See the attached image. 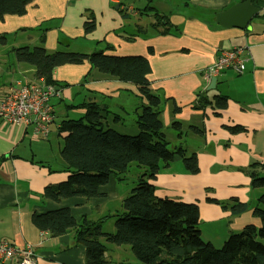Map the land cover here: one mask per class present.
Masks as SVG:
<instances>
[{"label":"crops","instance_id":"0c3cea01","mask_svg":"<svg viewBox=\"0 0 264 264\" xmlns=\"http://www.w3.org/2000/svg\"><path fill=\"white\" fill-rule=\"evenodd\" d=\"M239 2L34 0L25 15H6L0 22V35L5 36L0 42V102L9 87L20 86L25 80L47 86L35 78L34 66L16 60L14 52L18 48L43 46L49 53L104 51L109 56L146 57L152 69L151 87L162 100L161 119L167 138L173 146L184 147L187 155L195 154L199 166V173L192 175L181 157L175 156L154 181L156 196L196 203L203 239L208 237L207 241L219 247L232 232L248 225L261 226L254 209L264 192L253 189L249 174L253 165L264 166V7L252 19L249 30L216 23L217 13ZM150 7L167 19L164 27L152 28L155 18ZM197 10L211 15V19L187 14ZM90 22L95 23V29L87 33L85 26ZM240 47L248 56L245 71L237 74L224 70L212 86L207 69L223 51ZM53 79L57 83L51 85L55 89L51 99L55 120L47 138L36 136L31 125L10 124L0 118V241L30 249L35 264H86V249L75 243L74 231L51 237L33 224V215L69 208L78 223L102 222L103 233H114L115 216L128 210V198L141 173L131 186L123 184L126 174L111 176L100 188L101 196L93 199L45 200V188L68 177L61 158L64 135L59 133L60 125L86 113L73 107L97 103L103 109V123L112 128L110 108L126 113L133 105L139 115L146 102L136 85L102 75L88 62L56 67ZM217 97L226 98L224 109L217 107ZM137 100H141L139 108ZM121 120L116 116L113 123L118 125ZM175 122L181 128L178 134L175 130L171 134ZM231 127L242 130L233 132ZM55 142L58 159L51 163L52 158L44 155L41 146L52 149ZM235 201L245 204L247 210L235 215ZM101 241L105 243L104 238ZM105 245L107 260L121 264V258L113 259L110 254L123 246Z\"/></svg>","mask_w":264,"mask_h":264},{"label":"trees","instance_id":"16d2710c","mask_svg":"<svg viewBox=\"0 0 264 264\" xmlns=\"http://www.w3.org/2000/svg\"><path fill=\"white\" fill-rule=\"evenodd\" d=\"M33 1L0 0V22L6 15H25ZM254 3L261 9L264 7L263 3ZM150 11L155 18L152 28L164 27L167 19L151 7ZM94 29V22L86 23L87 33ZM4 40L5 36L0 35V42ZM43 42L44 37L41 39ZM14 53L18 62L34 66L35 78L47 85L57 86L53 79L56 67L88 62L102 75L136 85L140 97L146 102L142 104L137 118V136L107 128L100 104L73 107L85 109L86 113L78 120L63 121L59 128V133L64 135L61 158L67 167V180L46 187L43 193L45 200L55 202L73 197L93 199L101 196L100 188L109 183L111 176L127 174L131 164L136 163L144 173L139 175L130 193L128 210L115 216V232L103 233L102 222L93 224L85 220L78 223L69 208L34 214L33 224L39 230L48 232L54 238L74 231L75 243L86 249V264L110 263L105 257V243L130 246L140 264H264V192L254 209V216L259 218L261 226L248 225L240 232H232L221 248L203 239L196 203L156 196L154 181L161 168L169 166L175 156L181 157L186 170L192 175L199 173V166L195 154L187 155L184 147L173 146L167 138L161 119L162 100L151 87L149 75L152 69L146 57L109 56L104 51L92 54L49 53L43 46L33 49L22 47ZM226 102V98L217 97L216 105L224 109ZM173 127L178 131L181 128L178 122ZM230 130L238 132L242 128L231 127ZM263 172L264 166L255 164L251 167L249 174L253 189L264 190ZM246 210L247 206L239 201L232 205L235 215ZM101 238L105 239V243Z\"/></svg>","mask_w":264,"mask_h":264},{"label":"built area","instance_id":"2783aa9c","mask_svg":"<svg viewBox=\"0 0 264 264\" xmlns=\"http://www.w3.org/2000/svg\"><path fill=\"white\" fill-rule=\"evenodd\" d=\"M248 56L243 48L223 51L215 63L210 66L206 75L208 79L217 77L224 70L231 69L237 74L245 71ZM55 89L51 85H39L28 82L7 89L0 102V118L10 124L31 125L34 133L40 138H47L55 115L51 99ZM17 261L18 264H35L30 249L21 250L7 240L0 241V262Z\"/></svg>","mask_w":264,"mask_h":264},{"label":"rangeland","instance_id":"374dc122","mask_svg":"<svg viewBox=\"0 0 264 264\" xmlns=\"http://www.w3.org/2000/svg\"><path fill=\"white\" fill-rule=\"evenodd\" d=\"M187 14L201 16V17H203L204 19H207V20L211 19V15H208L207 13H204L201 10L200 11L199 10L190 11ZM137 101H138L137 104H138V108H139V106H141V100H137ZM132 106H131L132 109L128 107L129 109H127L126 113H122V112H120L119 110H117L115 108H110V111L108 113V119H111L110 120V123H111L110 127L114 128L115 130H117V132H119L121 134L129 135V136H137L139 134V128H138L136 122H137V118H138L137 112H138L139 109H135V107H132ZM59 110H61V106L59 107ZM74 116L77 117L78 115L77 116L74 115ZM116 116H119V118L122 119L121 123L118 124V125L113 123V119H115ZM57 118H58L59 121L62 120L60 115H59V113L57 114ZM174 130H175V133L178 134L179 131L176 130L175 128H171L170 129V133L172 134L174 132ZM41 147L43 148V151H46V153H47L46 154L44 152V155L48 156V158H52L51 159V163H54L55 161H57V159H58V151H57L56 142H55L54 146L52 147V149L49 146H41ZM36 148H35L36 156L38 158H40L38 156V153H40V152L37 151ZM54 158H56V159H54ZM139 169L140 168L137 166L136 163L131 164V166L129 168V172L126 174L127 181L123 182V184L128 185V186L133 185L132 182H135L136 176L141 173V171H139ZM143 173H144V171H142L141 174H143ZM134 186H136V185H134ZM207 240H208V237H206L205 241L209 242ZM221 247H222V245H220L217 248H221ZM125 249H127V250H125ZM110 255H111V257L113 259L121 258V261L119 262L121 264H134V262H136L137 264H140V262H138V260L134 256V253L132 252L131 247L128 246V245H124L123 248H118L117 251L112 252ZM112 258H111V261H113ZM109 264H115V263L114 262H110Z\"/></svg>","mask_w":264,"mask_h":264},{"label":"water","instance_id":"95a60500","mask_svg":"<svg viewBox=\"0 0 264 264\" xmlns=\"http://www.w3.org/2000/svg\"><path fill=\"white\" fill-rule=\"evenodd\" d=\"M258 1L264 4V0H245L229 9L216 14V23L224 28L251 29L252 19L261 12V8L254 4ZM217 79L213 77L211 85H215ZM210 87L209 89H211Z\"/></svg>","mask_w":264,"mask_h":264}]
</instances>
